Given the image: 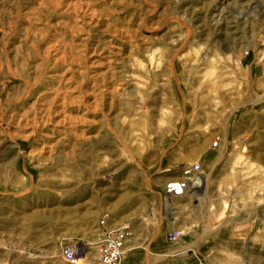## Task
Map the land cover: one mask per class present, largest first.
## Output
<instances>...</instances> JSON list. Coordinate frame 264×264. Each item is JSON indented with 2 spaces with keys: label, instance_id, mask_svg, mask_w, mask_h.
<instances>
[{
  "label": "rangeland",
  "instance_id": "1",
  "mask_svg": "<svg viewBox=\"0 0 264 264\" xmlns=\"http://www.w3.org/2000/svg\"><path fill=\"white\" fill-rule=\"evenodd\" d=\"M249 70L264 89V0H0V264H68L65 247L99 264L120 226L121 264H264ZM221 134L197 223L163 189L193 164L204 177Z\"/></svg>",
  "mask_w": 264,
  "mask_h": 264
},
{
  "label": "built area",
  "instance_id": "2",
  "mask_svg": "<svg viewBox=\"0 0 264 264\" xmlns=\"http://www.w3.org/2000/svg\"><path fill=\"white\" fill-rule=\"evenodd\" d=\"M202 179V171L198 164L184 167L181 171V180L177 183L167 184L164 187L163 199L169 202L176 197L183 196L187 192L200 189ZM104 224L105 221L102 220L100 226H104ZM129 236L130 232L127 226L103 230L96 251L97 262L99 264H121L124 242ZM180 237L179 231L173 230L167 235V240L170 243H175ZM61 257L64 262L73 264L76 259L74 247L62 249Z\"/></svg>",
  "mask_w": 264,
  "mask_h": 264
},
{
  "label": "crops",
  "instance_id": "3",
  "mask_svg": "<svg viewBox=\"0 0 264 264\" xmlns=\"http://www.w3.org/2000/svg\"><path fill=\"white\" fill-rule=\"evenodd\" d=\"M250 73H246L247 76L250 78V79L247 78L248 82L251 80V77L253 75L252 74L253 72L250 71ZM260 90L261 89H257L256 85L253 82H251V81L247 84L246 95L242 99L243 101L244 100L246 101V106H249L250 104L253 103L254 106H256L255 110L261 109V106L263 107V105H264L263 104V102H264V96L262 94H263L264 89L261 90V94H259L260 93ZM255 97H257V98H255ZM244 105L245 104H243L241 107H240V104L237 105L236 111L241 110V108L244 107ZM223 135H225V134H223ZM223 135L221 134V139H220V146L221 147L218 150L219 153L218 152L212 153V155L214 156L213 157L214 163H213V165L207 171H205L206 173H204L203 180H204V186H205V188H204V190L202 192L199 191L201 193V195H204L205 192H206V189H207V183L206 182H207V180L209 178H211V179L214 178V176L218 175L221 171H223L224 165H219L218 164V160H219V157H220L219 155H223L222 156V160H225V158L227 156L225 153H222V151H221L223 149V146H224V144H223L224 136ZM234 170L235 169L231 168V171H234ZM181 198L182 199H186L187 202H189L188 205H187V207H188V213L190 214V217H192L194 219L193 221H196L197 223L202 222L200 215H199L198 220L196 218V216H198V214H196L195 212L197 211L198 205H194L193 204L195 200L193 198V194L191 193V191L190 192H187L186 194H184ZM213 229H214L213 230V234H215V233L216 234L213 235L212 239H215V240L221 239L222 237H220V235L217 233L218 232L217 231V228L214 227ZM188 230L190 232H193V233L196 232V228L195 227H190V228H188ZM157 233H158L157 231L154 232L153 239L158 238L159 240H162L160 242H163V240H164V234L160 235L159 237H156V234ZM167 233H168V231L165 233V238H166ZM165 240H164V242H165ZM157 250H159V252H161V253L164 252V248H159L158 247Z\"/></svg>",
  "mask_w": 264,
  "mask_h": 264
},
{
  "label": "bare ground",
  "instance_id": "4",
  "mask_svg": "<svg viewBox=\"0 0 264 264\" xmlns=\"http://www.w3.org/2000/svg\"><path fill=\"white\" fill-rule=\"evenodd\" d=\"M204 188H205V186H204V180L202 179L201 180V186H200V190L199 191L202 192L204 190ZM79 261L80 260L75 259L74 262H73V264H77Z\"/></svg>",
  "mask_w": 264,
  "mask_h": 264
}]
</instances>
